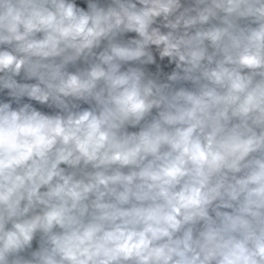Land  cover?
Returning <instances> with one entry per match:
<instances>
[{"label": "clouds", "instance_id": "clouds-1", "mask_svg": "<svg viewBox=\"0 0 264 264\" xmlns=\"http://www.w3.org/2000/svg\"><path fill=\"white\" fill-rule=\"evenodd\" d=\"M0 264H264V0H0Z\"/></svg>", "mask_w": 264, "mask_h": 264}]
</instances>
